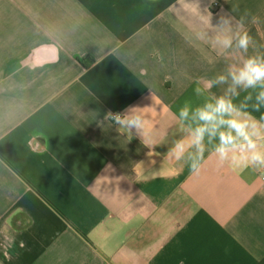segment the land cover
<instances>
[{"label": "crops", "instance_id": "crops-1", "mask_svg": "<svg viewBox=\"0 0 264 264\" xmlns=\"http://www.w3.org/2000/svg\"><path fill=\"white\" fill-rule=\"evenodd\" d=\"M218 14L247 53L213 45ZM254 54L264 0H0V264H264V171L168 159L196 81ZM133 106L150 144L104 119Z\"/></svg>", "mask_w": 264, "mask_h": 264}, {"label": "clouds", "instance_id": "clouds-1", "mask_svg": "<svg viewBox=\"0 0 264 264\" xmlns=\"http://www.w3.org/2000/svg\"><path fill=\"white\" fill-rule=\"evenodd\" d=\"M214 2L215 0H211V3ZM218 16L220 27L215 29L213 45L221 53L229 49L247 53L254 41L245 28L244 18L233 28L230 17L224 14ZM212 18L211 12L206 8L202 15L206 28L211 25ZM229 81L225 94L216 96L211 93L210 90L215 85ZM196 83L195 93L198 96L207 94L206 99L195 108L186 103L180 109L178 119L186 135L175 142L168 152V159L176 163L183 162L195 173L201 169L208 151L207 146L211 145L209 155L221 166L232 164L264 171V115L257 119L246 111V103L237 106L232 99L239 95L237 89L252 90L256 93L253 110L259 111L264 107V54L240 57L237 63L229 65L226 74L213 80H197ZM252 98V92H249L245 99L247 101ZM149 110L152 108L139 106L129 107L123 114L109 110L104 119L118 125V131L127 134L129 139L135 130L145 143H149Z\"/></svg>", "mask_w": 264, "mask_h": 264}, {"label": "trees", "instance_id": "trees-1", "mask_svg": "<svg viewBox=\"0 0 264 264\" xmlns=\"http://www.w3.org/2000/svg\"><path fill=\"white\" fill-rule=\"evenodd\" d=\"M77 58L79 59V61L81 63H83L85 66H89L91 65L94 61H95V58L94 56H92L91 54H87L85 56H77Z\"/></svg>", "mask_w": 264, "mask_h": 264}, {"label": "built area", "instance_id": "built-area-1", "mask_svg": "<svg viewBox=\"0 0 264 264\" xmlns=\"http://www.w3.org/2000/svg\"><path fill=\"white\" fill-rule=\"evenodd\" d=\"M118 113V112H117ZM120 113V112H119ZM263 179H264V172H263Z\"/></svg>", "mask_w": 264, "mask_h": 264}]
</instances>
